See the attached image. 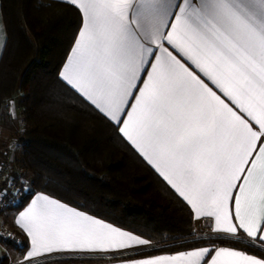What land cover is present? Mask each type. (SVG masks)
Instances as JSON below:
<instances>
[{
  "label": "snow or ice",
  "instance_id": "obj_1",
  "mask_svg": "<svg viewBox=\"0 0 264 264\" xmlns=\"http://www.w3.org/2000/svg\"><path fill=\"white\" fill-rule=\"evenodd\" d=\"M68 2L82 26L62 80L122 125L197 218H213L216 239L244 243L242 230L250 246L264 244V0ZM16 224L30 237L28 260L149 243L46 195ZM130 264L264 259L221 247Z\"/></svg>",
  "mask_w": 264,
  "mask_h": 264
},
{
  "label": "trees",
  "instance_id": "obj_2",
  "mask_svg": "<svg viewBox=\"0 0 264 264\" xmlns=\"http://www.w3.org/2000/svg\"><path fill=\"white\" fill-rule=\"evenodd\" d=\"M7 40L0 58L1 106L22 92L26 129L18 160L35 191L132 231L153 244L149 255L200 245H234L264 257V244L195 234L188 204L138 154L117 124L60 77L82 26V14L61 0H0ZM10 209V208H8ZM18 234V233H17ZM23 251L27 247L19 234ZM65 258L53 262H80ZM7 258H1L5 264Z\"/></svg>",
  "mask_w": 264,
  "mask_h": 264
},
{
  "label": "crops",
  "instance_id": "obj_3",
  "mask_svg": "<svg viewBox=\"0 0 264 264\" xmlns=\"http://www.w3.org/2000/svg\"><path fill=\"white\" fill-rule=\"evenodd\" d=\"M61 1L68 2V0H61ZM68 3H70V2H68ZM80 30H81V28H80ZM6 40H7V31H6V27H5V23H4V19H3L1 2H0V58H1V55L3 53L4 47L6 44ZM63 66H62L61 71L63 70ZM112 122L116 124L115 121H112ZM118 127H122V125H118ZM124 138L131 144V142L126 137H124ZM131 146L168 183V181L160 174V172L156 169V167H154L152 164H150L147 161V159L135 148L134 145L131 144ZM171 188L176 192V190L172 186H171ZM176 193L179 195L178 192H176ZM37 195H46L50 199L56 200L59 203L64 204L67 207L74 209L77 212L83 213L86 216H90L93 219L101 221L102 223L109 224L112 227H115L121 231L136 235V236L140 237L141 239H145L142 236H140V235H138L132 231H129L127 229L119 227V226H117V225H115V224H113L107 220H104L100 217H97V216L90 214L86 211H83L79 208L71 206V205L63 202L62 200H60L58 198H55V197L50 196V195L43 193V192L35 191L32 193L30 199L27 201V203L24 205V207L22 209L16 210V209L10 208V209H6L0 213V226L2 228L7 229V230L16 232V233H18V235L21 234L22 236L25 237L26 242H27V247L23 251H20L19 249H17L14 246L10 247L9 245L2 242V240H1L0 241V259L6 257L7 261L5 262V264H130V262L134 261V260L155 258L158 256H175V255H178L179 253L187 252V251H191V250L199 249V248L215 249V248H221V247L242 251L245 254L250 255V256H254L258 259H264V257L261 256L260 254H258L256 252L249 251L248 249L240 247V246H234V245H216V246H214L211 244L200 245L197 247L179 250V251H173V252L164 251V252H158V253L149 254V255H137V252H141L143 250H147V249L153 247V244L151 242H149L148 244H145V245H132L131 247L125 248V249H108V250L81 251V252H64V251L53 252L52 254H42V255H39V256L32 258L31 260H28L25 258V256H26V253L30 250V246H31L30 237L27 236V234L23 230V228H21L19 225L16 224V219L18 218L19 213L24 211V209L30 204V202L33 199H35V197ZM181 198L187 203V201L183 197H181ZM188 206L191 208V206L189 204H188ZM191 210H192L193 215H194V211L192 208H191ZM232 210L234 212V207ZM194 221H195L194 231L198 237H217L218 235H220L219 233L213 231V229H214L213 218H211V217L197 218L194 215ZM233 222L238 223V221H235V220H233ZM239 235L244 238V241L249 240V238L246 236V233H243L242 230L240 231ZM258 244L259 243H256L255 245H258ZM258 246H260V245H258ZM65 258H80V259H86V260L80 261V262H53V260L65 259Z\"/></svg>",
  "mask_w": 264,
  "mask_h": 264
},
{
  "label": "built area",
  "instance_id": "obj_4",
  "mask_svg": "<svg viewBox=\"0 0 264 264\" xmlns=\"http://www.w3.org/2000/svg\"><path fill=\"white\" fill-rule=\"evenodd\" d=\"M21 147L20 139L15 140L0 159V211L17 206L31 192L30 178L16 157ZM0 238L23 247V241L16 232L0 228Z\"/></svg>",
  "mask_w": 264,
  "mask_h": 264
},
{
  "label": "rangeland",
  "instance_id": "obj_5",
  "mask_svg": "<svg viewBox=\"0 0 264 264\" xmlns=\"http://www.w3.org/2000/svg\"><path fill=\"white\" fill-rule=\"evenodd\" d=\"M22 92L20 90H15V92L10 96L7 97L4 103L1 106V113H0V159L2 154L8 149L9 146L15 141L20 139L25 134V121L23 118V109L21 107V100H22ZM13 101L14 106L10 109L7 102ZM21 150L17 153V160L20 159ZM33 191L31 186V178L29 184V190ZM6 210V209H5ZM4 211L1 210L0 213ZM0 228H2L0 226ZM7 230L5 228H2ZM10 231V230H7ZM13 232V231H12ZM4 242L5 244L10 245L9 240H4L0 238V241Z\"/></svg>",
  "mask_w": 264,
  "mask_h": 264
}]
</instances>
